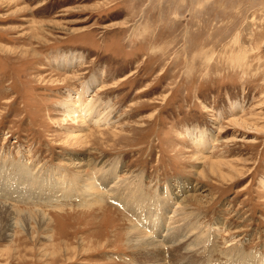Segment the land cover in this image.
<instances>
[{
	"label": "rangeland",
	"instance_id": "obj_1",
	"mask_svg": "<svg viewBox=\"0 0 264 264\" xmlns=\"http://www.w3.org/2000/svg\"><path fill=\"white\" fill-rule=\"evenodd\" d=\"M95 78L109 125L64 105ZM231 262L264 264V0H0V264Z\"/></svg>",
	"mask_w": 264,
	"mask_h": 264
},
{
	"label": "bare ground",
	"instance_id": "obj_2",
	"mask_svg": "<svg viewBox=\"0 0 264 264\" xmlns=\"http://www.w3.org/2000/svg\"><path fill=\"white\" fill-rule=\"evenodd\" d=\"M64 64H65V62H64ZM97 82H98V80L95 78L94 80L89 82V84H86V86L83 88L81 93H77L75 96H72V97H74L73 101L67 102L64 104L66 109H67V114L73 115L77 121L79 119H82L84 125L92 123V124L103 126V125H109L111 122L110 121L111 118L109 117V114H107L108 112L103 113L102 110L99 109V107H98L99 105L95 104V101H91L92 98L90 100L88 98V94L90 93V91H92L94 89V87L97 86V84H98ZM109 111H111V110H109ZM77 121L75 123H77ZM85 130H86V128H83L82 130L76 131L74 133V136L78 139L86 140ZM212 142H214V139L209 138L206 132H200L199 136L196 137V145L201 149V151L206 150L212 144ZM115 170H116V172H113V173H115L117 175V169H115ZM111 174L112 173H110L108 175L106 174L104 176H92V177L97 178L96 180H94V182H92V180H91L92 178L89 176L88 179H86L84 181L87 182V181L91 180V182L86 183L85 188H95L94 190H98L99 185L104 186V184H101V182H105V183L107 182L105 185L108 186L109 190L106 189V192H107V195H109V197L112 195L116 199L117 203L120 204L121 206L123 205L124 207H130V206L134 205L135 207H138V209L130 208L129 211L132 214L134 213L135 218L139 222V225L141 227L145 226L147 228V231L152 232L153 235L159 234V231H161L162 226L167 227V232L163 235L164 236L166 234L170 235L171 233H168V231H170V227H168L167 218H165L164 216L169 211V209H168L169 203L173 202L175 200L171 199L170 195H168L166 203L162 202V201H157L153 205H147V204H144V202L141 204V199L139 197H137L138 202H137V204H134L133 203V192L128 194V192H127L128 188L122 187V189H121L120 187L119 188L116 186L114 187L115 183L113 184V187L111 186L112 180L110 182H108L111 178ZM113 176H114V174H113ZM134 197H135V195H134ZM175 203L178 204L179 202L176 201ZM181 207L176 208V209H172L173 214L178 213L181 210ZM133 210H134V212H133ZM176 215H178V214H176ZM173 216H175V215H173ZM173 220L174 219L172 218L171 224H173L172 223ZM136 231L137 232H131L128 234L130 241H134V239L139 238V244L142 245V244L152 240L149 237H145L147 235H145V232L141 231L140 229L139 230L136 229ZM179 231L180 230H178L176 233L171 234L172 238L173 239L177 238V240L179 239L178 244H184V242L187 241L189 234H187V233L182 234V232H179ZM194 232H196V231H194ZM194 232H192V233H194ZM137 233H139V234H137ZM170 239H171V237L168 238V242ZM153 243H154V241H153ZM147 245H148V243H147ZM147 245H146V247H147ZM195 245H197V244H195ZM159 252H160V249L158 251V254H159ZM151 254H153V252ZM231 264H234V263L231 262Z\"/></svg>",
	"mask_w": 264,
	"mask_h": 264
}]
</instances>
